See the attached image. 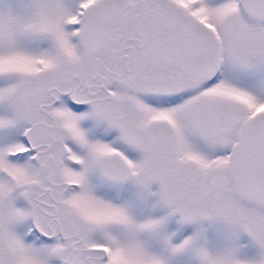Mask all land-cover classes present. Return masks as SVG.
<instances>
[{
    "label": "snow or ice",
    "instance_id": "6c2138e0",
    "mask_svg": "<svg viewBox=\"0 0 264 264\" xmlns=\"http://www.w3.org/2000/svg\"><path fill=\"white\" fill-rule=\"evenodd\" d=\"M0 264H264V0H0Z\"/></svg>",
    "mask_w": 264,
    "mask_h": 264
}]
</instances>
